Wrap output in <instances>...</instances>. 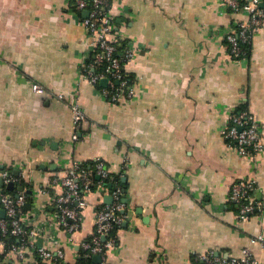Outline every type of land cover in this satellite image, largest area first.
Masks as SVG:
<instances>
[{"label":"crops","instance_id":"obj_1","mask_svg":"<svg viewBox=\"0 0 264 264\" xmlns=\"http://www.w3.org/2000/svg\"><path fill=\"white\" fill-rule=\"evenodd\" d=\"M73 1L0 0V191L24 190L20 218L37 231L34 245L61 249L63 264H209L200 256H238L248 246L264 264V23L234 58L225 34L243 14L223 0H109L111 36L134 49L124 63L133 92L113 101L84 76L90 36ZM74 101L85 114L78 128ZM240 108L261 134L262 149L248 157L222 133ZM96 159L110 180L85 194L70 232L57 219L58 179ZM238 179L252 181L263 202L243 220L229 197ZM114 183L125 219L94 261L81 242ZM256 235L263 243L250 240ZM0 264L40 263L32 247L21 260L0 246Z\"/></svg>","mask_w":264,"mask_h":264},{"label":"built area","instance_id":"obj_2","mask_svg":"<svg viewBox=\"0 0 264 264\" xmlns=\"http://www.w3.org/2000/svg\"><path fill=\"white\" fill-rule=\"evenodd\" d=\"M232 11L243 14L238 17L236 25L225 34V42L229 54L234 58L247 53L250 49L252 35L264 23V5L262 0H223ZM109 0H74L73 8L78 11H87L81 16L83 25L90 36L91 57L84 64V76L94 84L106 78V84L100 86L101 93L110 100H117L123 95L131 96L133 90L125 74L124 63L133 55L134 49L129 43L123 46L111 34V23L108 14ZM122 48H119V47ZM32 90L44 92V87L38 82H32ZM61 96L60 94L58 95ZM72 123L78 128L84 120L85 114L76 101L70 105ZM222 133L227 141L236 146L237 151L248 157L262 149L261 134L253 115L245 108L230 111L227 114ZM72 138H77L76 133ZM1 178L4 184L16 183V178L8 171H2ZM62 191L54 197L58 222L68 231L79 227L81 211L87 205L85 194L97 185H104L110 180L109 172L102 160L96 159L90 165L73 164L67 173L58 179ZM253 182L246 179L234 181L230 187L229 197L237 204V217L240 220L260 211L263 202L252 194ZM25 192L18 189L15 192L3 189L0 191V204L4 215L0 217V246L14 253L21 260L25 259L26 250L33 248L40 264H62L63 251L51 250L44 246L34 245L37 231L26 227L20 213L25 201ZM111 201L96 209L95 224L91 236L81 242L85 256L104 251L115 244L114 231L125 219L124 203L121 200V188L114 183L110 189ZM15 240L6 243L4 236ZM263 243L261 235L250 238ZM209 264H261L250 252L248 246H243L238 256H222L208 252L200 256Z\"/></svg>","mask_w":264,"mask_h":264},{"label":"water","instance_id":"obj_3","mask_svg":"<svg viewBox=\"0 0 264 264\" xmlns=\"http://www.w3.org/2000/svg\"><path fill=\"white\" fill-rule=\"evenodd\" d=\"M264 2H261L260 4L262 5ZM86 13H87V11L85 10V11H83V15H86ZM106 83V78H103V79H101L100 80V84H105ZM0 184H2V182H1V180H0ZM6 186H7V188H12V186H13V182H8L7 184H6ZM20 188V187H19ZM104 199H105V201H107V202H110V196L109 195H106L105 197H104ZM24 206H28V202H24ZM4 215V210L3 209H0V217H2ZM99 258H100V255L99 254H93L92 255V259L94 260V261H98L99 260Z\"/></svg>","mask_w":264,"mask_h":264},{"label":"trees","instance_id":"obj_4","mask_svg":"<svg viewBox=\"0 0 264 264\" xmlns=\"http://www.w3.org/2000/svg\"><path fill=\"white\" fill-rule=\"evenodd\" d=\"M120 45L121 46H123L124 45V42H122V43H120ZM119 47V48H122V47ZM125 74H126V72H125ZM126 76H127V78H128V80L130 79L129 77V75L128 74H126ZM90 165V164H89ZM107 182V181H106ZM8 235H6V236H4V240L6 241V243H9L10 241H12V240H15V239H13L12 237L11 238H8L7 237ZM84 253V251H82V254ZM83 258H85V257H83ZM63 264V263H62Z\"/></svg>","mask_w":264,"mask_h":264}]
</instances>
